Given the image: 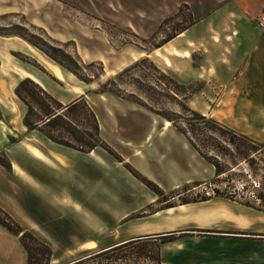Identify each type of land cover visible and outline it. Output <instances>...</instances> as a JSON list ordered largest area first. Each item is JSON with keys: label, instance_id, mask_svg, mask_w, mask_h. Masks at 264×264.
<instances>
[{"label": "rangeland", "instance_id": "1", "mask_svg": "<svg viewBox=\"0 0 264 264\" xmlns=\"http://www.w3.org/2000/svg\"><path fill=\"white\" fill-rule=\"evenodd\" d=\"M194 1L0 0V163L8 166L9 152L18 156V151L34 147L43 152H92L91 180L84 187L75 183L73 192L88 220L74 212V241L60 255L62 260L90 256L81 264H264V210L245 204L256 199L264 183V154H253L251 163L234 159L238 164L215 181L214 166L189 140L194 136L214 156L219 151L212 140L213 125L197 120L184 107L264 146V94L207 93L202 81L182 83L179 70L191 71L193 61L181 59L176 36L197 17ZM37 42L61 60L65 54L74 57L90 82L62 67ZM183 42V48L194 50ZM102 68L103 73L93 77ZM25 73L39 84L50 82L51 89L40 85L57 100L83 94L96 112L99 129L93 131L80 108L79 135L96 147L59 142L74 139V127L65 122L37 125L43 116L37 89L28 85L35 95L25 93L32 109L16 93ZM190 120L203 127L200 138L205 142L180 131L191 128ZM74 160L80 164L81 155ZM216 187L234 197L214 195ZM204 196L209 199L202 200ZM166 232L171 234L165 235V243L157 241L159 248L146 239L96 255L111 244ZM87 237L100 241L99 246L86 245L89 249L78 253V240ZM51 264L61 263L58 259Z\"/></svg>", "mask_w": 264, "mask_h": 264}, {"label": "crops", "instance_id": "2", "mask_svg": "<svg viewBox=\"0 0 264 264\" xmlns=\"http://www.w3.org/2000/svg\"><path fill=\"white\" fill-rule=\"evenodd\" d=\"M263 3L264 0H219L213 4L210 0H195L193 8L197 17L176 36L181 59L193 61L191 71L179 70L182 83L202 81L207 93L264 94V34L256 22V14ZM183 41L193 45L194 50L183 48ZM189 52L190 57L186 56ZM40 84L46 90L52 86L45 80L40 81ZM80 96L83 94L76 97L63 95L59 100L66 105ZM18 153V156H14L9 152L10 165L0 163V206L25 229L41 237L52 247L53 253L60 256L67 251V245L74 241V212L79 213L83 221L89 216L88 210L86 215L83 206L74 201L73 192L75 183H83L84 187L91 180L89 159L92 152H69L63 148L43 152L34 147ZM79 155L82 157L80 164L74 160ZM100 166L97 164L95 167ZM75 205L81 209H75ZM148 235L111 244L103 249ZM156 235L159 234L151 236ZM99 243L91 237L81 238L76 250L81 253L89 249L87 247H98ZM54 254L51 263L59 259V263L69 264L80 259L62 260L61 256L54 258ZM27 262L28 253L19 235L0 223V264Z\"/></svg>", "mask_w": 264, "mask_h": 264}, {"label": "trees", "instance_id": "3", "mask_svg": "<svg viewBox=\"0 0 264 264\" xmlns=\"http://www.w3.org/2000/svg\"><path fill=\"white\" fill-rule=\"evenodd\" d=\"M186 28L181 29L177 32V34L181 31H184ZM174 37V36H173ZM172 37V38H173ZM39 48H41L43 51H45L51 58H53L57 63H59L62 67L66 68L67 70L73 72L75 75H77L80 79L90 82L87 78L81 75L79 71V66L77 64V61L69 54H65L66 60L59 59L56 55L49 52L42 44L37 42L36 44ZM67 61V62H66ZM56 63V64H57ZM58 64V65H59ZM59 65V66H60ZM60 66V67H61ZM158 72H160L163 77L171 78L165 72L160 70L159 68H156ZM131 68L126 69V71H130ZM103 73V68L101 69V72L98 74H94L93 77H99ZM162 83V82H161ZM177 83V82H176ZM28 85H32L37 89V105L41 108V111L43 112V116L39 117L37 119V125L38 123H43L44 125L49 126H58L61 124V122H65L67 125L73 126L75 133H72L73 138H68L64 141L59 140V142L65 143L67 145L80 148V149H93L96 147L97 143L93 140H85L84 136H80L79 133V125H78V115L80 112V108H83L86 111V114L88 116V119L92 122V128L93 131H98V119L96 112L93 110V108L90 106L88 101L84 96H80L73 100L71 103L64 105L59 100L54 98L48 91H46L39 83L35 82L33 79L27 77L23 79L18 86L16 87V93L17 95L25 101V103L31 108V103L29 102L27 96L25 93H28L31 97H34L35 92L33 89H29ZM161 85V84H160ZM164 85V82L162 83ZM166 85V84H165ZM179 85V84H178ZM46 101H50L52 103H47ZM184 107L194 116H196V119L199 121H203L206 124L211 123L212 129L216 133L215 137L212 138V140L215 142V145L217 147V151H219L214 156L209 155L205 150H203L202 145L199 142H196L194 140V136L191 135V133H194V135L198 137V139L203 140L205 142V138H200V135L203 134V127L198 126L197 123L194 120H190L189 125L191 128L185 130L183 128H179L181 132L183 133H190L189 140L193 144V146L205 157L207 158L212 165L215 168V181H220V177L223 174H226L227 172H230V170L234 167V165L238 164L235 160L237 158H244L250 163L254 160L251 156L255 153H262L264 154V146H259L254 140H252L250 137L244 134L237 133L233 130H230L229 128L223 126L222 124L218 123L216 120L206 118L203 114L199 113L198 111L190 108L189 106L184 104ZM29 109V111H30ZM171 121H173L175 118L171 116H167ZM35 122V123H36ZM25 123L28 126H32V123H29L25 119ZM52 139L56 140L57 138L55 136H51ZM219 139V140H217ZM221 142H224L225 144H222ZM204 145V144H203ZM224 157V159H223ZM226 157H230L229 161L226 159ZM223 159V160H222ZM235 159V160H234ZM225 161L230 162L229 164H225ZM214 195L217 196H227V197H234V194L231 191L228 190H221L220 188L216 187L214 188ZM212 196V194L210 195ZM209 197L204 196L202 200H207ZM188 202V201H187ZM186 203V202H185ZM245 204L257 207L260 210H264V183L259 187L256 194V199L251 201L247 200ZM0 223L5 226L7 229H9L11 232H13L16 235L20 236V240L25 246L27 253H28V262L27 264H51L52 255H53V249L51 246L46 243L45 241L41 240L39 237L34 235L31 231L24 229L17 221L13 219V217L5 211L0 206ZM151 239L152 241L156 242L157 248H159V243L157 241L160 240L161 243H165V235H156L146 238H140L134 241H129L114 247H111L109 249L103 250L101 252L96 253L98 254H106L111 252H116L118 249H121L125 246H128L132 243H138L141 242V240ZM156 248V249H157ZM155 254V253H154ZM89 257L83 258L78 260L77 264H81L85 262ZM156 258L159 259V255L156 250ZM74 263V264H75ZM158 263L159 260H158Z\"/></svg>", "mask_w": 264, "mask_h": 264}, {"label": "built area", "instance_id": "4", "mask_svg": "<svg viewBox=\"0 0 264 264\" xmlns=\"http://www.w3.org/2000/svg\"><path fill=\"white\" fill-rule=\"evenodd\" d=\"M256 22L260 29L264 30V3L256 14Z\"/></svg>", "mask_w": 264, "mask_h": 264}, {"label": "water", "instance_id": "5", "mask_svg": "<svg viewBox=\"0 0 264 264\" xmlns=\"http://www.w3.org/2000/svg\"><path fill=\"white\" fill-rule=\"evenodd\" d=\"M172 233H174V232H172ZM169 234H171V233H163V234H159V235H169Z\"/></svg>", "mask_w": 264, "mask_h": 264}, {"label": "bare ground", "instance_id": "6", "mask_svg": "<svg viewBox=\"0 0 264 264\" xmlns=\"http://www.w3.org/2000/svg\"><path fill=\"white\" fill-rule=\"evenodd\" d=\"M158 54H160V52H157Z\"/></svg>", "mask_w": 264, "mask_h": 264}]
</instances>
